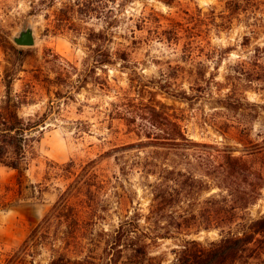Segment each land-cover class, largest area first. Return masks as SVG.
<instances>
[{"label": "rangeland", "instance_id": "rangeland-1", "mask_svg": "<svg viewBox=\"0 0 264 264\" xmlns=\"http://www.w3.org/2000/svg\"><path fill=\"white\" fill-rule=\"evenodd\" d=\"M86 1L89 12L76 11V0H0V105L10 76L11 97L26 102L19 116L46 115L29 134L34 153L20 185L14 171L0 166V264L91 161L100 183L90 189L93 207L102 220L92 233L54 225L49 234L62 249L65 244L56 236L61 231L71 236V258L89 254L94 249L89 239L112 234L135 212L141 215L139 225L148 227L143 218L151 202L149 185L158 176L141 166L151 152L157 153L158 166L189 172L208 186L188 198L177 188L172 213L198 215L210 196H227L225 153L242 158L252 170L261 168L254 146L264 140V0ZM28 24L34 46H15L11 37ZM171 28L179 34L172 35ZM156 102L169 108L167 114L196 145L176 151L148 140L147 131L129 132L133 127L118 113ZM135 124L141 126L140 120ZM87 190L77 189V204L89 203ZM239 216L231 226L234 233L243 222L264 217V184L256 202ZM170 230V238L149 248L156 264H172L183 238L205 243L221 237L215 229ZM102 248L100 243L97 251ZM250 250L253 256L245 264H264V244L255 242ZM34 252L33 264H48L53 254L41 246Z\"/></svg>", "mask_w": 264, "mask_h": 264}, {"label": "trees", "instance_id": "trees-1", "mask_svg": "<svg viewBox=\"0 0 264 264\" xmlns=\"http://www.w3.org/2000/svg\"><path fill=\"white\" fill-rule=\"evenodd\" d=\"M239 1L247 4L251 0ZM252 2H260V0H252ZM88 4L89 1L86 0L74 2L76 11H81V7L88 12L91 11ZM170 30L174 36L179 34L176 28ZM103 63L111 64L109 60ZM9 77L5 76L4 79L6 94L5 100L0 105V166L14 171L16 183L20 185L21 177L27 170L29 160L32 159L34 153V139L29 134L38 129L46 115L34 116V118L19 116L18 110L26 102L17 96L11 97L12 79ZM168 109L163 104L156 102L124 109L118 115L127 127H133L130 128L133 130H129V132L136 129V131H147L146 138L160 141L155 142L158 143L157 145H163L176 151H184L190 146L196 145L186 137L177 118L167 114ZM137 119L140 120L141 126L135 124ZM140 143L139 145L147 144ZM254 149L258 154L260 153L258 161L261 168L258 169L252 170L248 162L232 156L231 152L222 156L221 167L225 172L223 183L226 184L225 191L228 194L227 196L217 195L207 198L198 215L172 213L169 212V209L173 207L175 196L179 195L177 188L181 190L184 198H188L194 193V189L207 190L208 186L206 184L203 186L189 172L176 170L172 166H169L170 168L158 166L153 161L156 159L157 153L151 152L146 159V164L141 166L146 174L158 176L157 182L149 185L151 202L149 212L143 218L148 227L142 228L139 225L141 215L135 212L132 216L125 217L120 221L112 234L99 232L101 240L93 237L89 239L92 242L89 245L94 247L93 250L91 249L92 251L87 250L89 254L71 258L68 256L67 249L71 236L69 237L65 231H61L59 237L56 236L55 241L58 240L65 244V248L62 249L54 247L51 242L54 240L50 238L49 234L54 225H56V229L58 227L66 228L72 233H75L78 228H82L84 231L88 229L92 233L96 221L102 220V216L97 214L93 207L92 198L95 197V194L90 189L100 183L93 170L95 162L91 161L81 168L71 186L58 197L51 209L30 231L19 249L8 258L5 264H33V255L30 254H34V251L40 246L48 248L53 253L48 264H156V259L150 256V246L157 239L170 238L173 233L170 228L175 233L181 234L191 227L205 231L215 229L221 233V237L218 240L205 243L183 238L178 249L173 252L172 264H245L246 260L253 256L254 250H250V246L255 242L264 244V217L243 222L240 225L242 228L240 232L231 231V226L237 224L236 221L242 217L239 216V213L256 202L260 190L263 188L264 140L261 144H256ZM182 156L186 157L183 154ZM66 167L74 168L70 164H67ZM242 184L247 185L249 189L243 187ZM82 186L88 188L85 195L91 197L88 198L89 203L79 201L80 203L77 204L75 194L77 189ZM218 188L220 189V187ZM163 222L165 225L162 224ZM100 243L103 248L98 252ZM71 253L73 254V252ZM27 257H31L32 261H28Z\"/></svg>", "mask_w": 264, "mask_h": 264}, {"label": "water", "instance_id": "water-1", "mask_svg": "<svg viewBox=\"0 0 264 264\" xmlns=\"http://www.w3.org/2000/svg\"><path fill=\"white\" fill-rule=\"evenodd\" d=\"M11 41L17 47H33L35 41L32 26L28 24L26 27L21 28L15 35L11 37Z\"/></svg>", "mask_w": 264, "mask_h": 264}]
</instances>
